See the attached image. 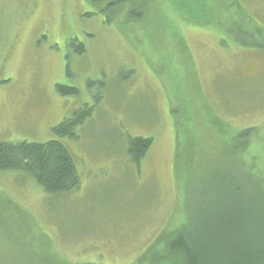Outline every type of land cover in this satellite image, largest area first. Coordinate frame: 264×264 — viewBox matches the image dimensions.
I'll return each mask as SVG.
<instances>
[{"label": "rangeland", "instance_id": "rangeland-1", "mask_svg": "<svg viewBox=\"0 0 264 264\" xmlns=\"http://www.w3.org/2000/svg\"><path fill=\"white\" fill-rule=\"evenodd\" d=\"M109 5L0 0V143L48 142L92 109L61 139L79 188L0 173V264H162L174 231L263 166L264 0ZM136 137L153 139L139 165Z\"/></svg>", "mask_w": 264, "mask_h": 264}, {"label": "trees", "instance_id": "trees-1", "mask_svg": "<svg viewBox=\"0 0 264 264\" xmlns=\"http://www.w3.org/2000/svg\"><path fill=\"white\" fill-rule=\"evenodd\" d=\"M108 1L111 9L128 2ZM251 37L247 36V41L254 47L258 46L257 42L250 40ZM75 47L78 54L85 52L83 44ZM56 88L63 96L78 94L73 87L57 85ZM91 116V108L76 112L72 118L56 126L53 129L56 138L45 143H0V173L27 174L51 195L76 190L80 185L76 161L61 139L75 138L77 127ZM245 133L236 138V145L243 147L248 144L249 139L244 138L249 133L246 136ZM263 140L259 143L261 147H264ZM177 143L180 144V137ZM152 144L151 138H132L128 147L132 162L139 165ZM246 150L241 148L240 154ZM256 156L259 155L251 157ZM262 164L259 170L232 176L233 190L228 195L234 200L209 204L200 214V219H190L184 227L174 231L162 264H264V159ZM248 193L250 197L246 195Z\"/></svg>", "mask_w": 264, "mask_h": 264}, {"label": "flooded vegetation", "instance_id": "flooded-vegetation-1", "mask_svg": "<svg viewBox=\"0 0 264 264\" xmlns=\"http://www.w3.org/2000/svg\"><path fill=\"white\" fill-rule=\"evenodd\" d=\"M77 43V42H76ZM80 44V43H79ZM73 46H75L76 44H75V42H73V44H72Z\"/></svg>", "mask_w": 264, "mask_h": 264}]
</instances>
